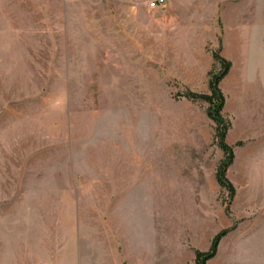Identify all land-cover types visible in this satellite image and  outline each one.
Here are the masks:
<instances>
[{
	"label": "rangeland",
	"instance_id": "rangeland-1",
	"mask_svg": "<svg viewBox=\"0 0 264 264\" xmlns=\"http://www.w3.org/2000/svg\"><path fill=\"white\" fill-rule=\"evenodd\" d=\"M152 1L0 0V264L31 245L89 264L100 241L195 264L231 227L207 264H264V0ZM214 54L232 199L208 104L184 96L210 93Z\"/></svg>",
	"mask_w": 264,
	"mask_h": 264
},
{
	"label": "trees",
	"instance_id": "trees-1",
	"mask_svg": "<svg viewBox=\"0 0 264 264\" xmlns=\"http://www.w3.org/2000/svg\"><path fill=\"white\" fill-rule=\"evenodd\" d=\"M214 58L220 63V70L216 74L210 73V78L208 81V87L210 90L209 94H198L194 92L187 91L184 96L189 99H200L207 102V115L215 123V139L217 141L218 147L222 150L224 154V159L220 162L217 172L216 180L218 184L227 190V195L232 199L234 197V189L227 178V169L232 164L234 159V153L232 146L226 143V134L230 128V123L223 117L222 111L225 104V98L222 94L219 83L227 75L229 71V63L214 54ZM228 209V206L226 210ZM225 229L220 231L213 239L211 247L208 251H197L195 254V264H207V261L214 257L219 240L231 230Z\"/></svg>",
	"mask_w": 264,
	"mask_h": 264
},
{
	"label": "crops",
	"instance_id": "crops-1",
	"mask_svg": "<svg viewBox=\"0 0 264 264\" xmlns=\"http://www.w3.org/2000/svg\"><path fill=\"white\" fill-rule=\"evenodd\" d=\"M248 79H250V84H254L258 86V89L253 91L251 89L250 101L257 100L259 98V102L261 105L260 109V117L261 120H264V70H261V72L257 71L254 72L253 75H251ZM246 81V80H245ZM245 119H253L256 114V110L252 109L249 113L246 111ZM260 170L262 176L260 177V184L264 185V145L261 146V156H260ZM253 181V180H252ZM251 181V183H252ZM90 247L86 250V255H90L92 257L91 263L89 264H123L121 263L123 261H129L124 255V247L119 251V248L116 245V251L111 249L109 252L106 249V243L103 244L100 242H89ZM203 249V248H202ZM43 247H40V251H36V248L34 246H28L27 251L22 252H16L12 251L10 253V260H14L12 264H53V257L54 254L52 252V248L48 247L45 253H43ZM72 250V258L73 263H75V246L71 247ZM42 252V253H41ZM130 263V262H129Z\"/></svg>",
	"mask_w": 264,
	"mask_h": 264
},
{
	"label": "built area",
	"instance_id": "built-area-1",
	"mask_svg": "<svg viewBox=\"0 0 264 264\" xmlns=\"http://www.w3.org/2000/svg\"><path fill=\"white\" fill-rule=\"evenodd\" d=\"M162 2H163V0H154V1H152L150 3V6L151 7H155V6L159 5V4H161Z\"/></svg>",
	"mask_w": 264,
	"mask_h": 264
}]
</instances>
